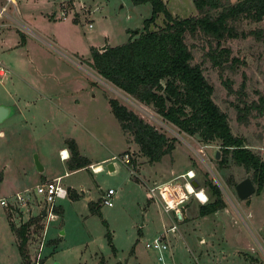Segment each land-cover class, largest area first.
Segmentation results:
<instances>
[{"label":"rangeland","instance_id":"1","mask_svg":"<svg viewBox=\"0 0 264 264\" xmlns=\"http://www.w3.org/2000/svg\"><path fill=\"white\" fill-rule=\"evenodd\" d=\"M163 1L172 15L198 14L191 0ZM15 5L20 19L22 16L28 21L18 22L27 32L24 34L28 45L13 49L20 58L16 64L4 55L11 50H0L2 70L6 67V75L0 78V103L11 105L17 114L14 120L18 121H13L12 126V116L0 121V197L34 186L38 174L34 154L46 177L69 171L67 159L62 160L58 151L65 145L66 137H73L79 153L101 166L92 171L88 165L62 176L63 187L83 189V196L71 199L66 191V196L55 198L53 208L59 210L53 209L55 217L44 221L39 255L32 233L40 229L30 226L26 264H264V191L253 192L244 199H239L234 191L235 182L250 177V170L231 159L218 165V140L204 142L195 133L179 130L150 103L114 86L89 63L91 45L100 48L121 43L129 33L136 35L142 30V19L150 13L149 2L15 0L6 3L4 12L14 13ZM210 13H216V9H210ZM228 23L244 35L219 39V46L229 48V55L220 66L211 64L205 54L216 44L210 35L185 32L184 41L191 52L190 61L200 65L211 83L212 98L226 113L231 132L242 136L248 147L260 153L264 150V110H252L245 121H239L235 104L249 103L258 94L264 95V16L255 21L239 15ZM162 24L159 13L150 27ZM14 28L16 25L0 14V39L18 38ZM232 56L237 60L232 61ZM224 78L229 88L222 83ZM7 92L16 99H20V93L36 99L38 110L24 105L30 126L20 127L19 123L25 121L18 116L19 108L7 101ZM107 97H115L172 138L173 149L156 162L147 161L130 131L119 127ZM20 102L23 103L21 99ZM123 152L128 154L130 163L121 160ZM108 163L114 165L112 170ZM188 168L194 171L207 200L199 202L190 194L179 205L178 218L171 211H164L159 201L149 196L146 186ZM208 178L220 188L224 206L200 215L198 205L211 199L205 183ZM107 187L114 189L112 205L100 201L99 213L90 212L85 196L96 201ZM25 199L26 204L13 210L0 204V264H22L6 213L9 211V217L17 224L39 208V197L32 192ZM171 224H175L174 229H169ZM106 230L114 250L107 243ZM157 235L164 244L159 251L145 245Z\"/></svg>","mask_w":264,"mask_h":264},{"label":"trees","instance_id":"2","mask_svg":"<svg viewBox=\"0 0 264 264\" xmlns=\"http://www.w3.org/2000/svg\"><path fill=\"white\" fill-rule=\"evenodd\" d=\"M149 2L150 13L142 19V30L136 35L129 33L126 40L104 48L89 47L91 67L104 79L139 101L150 103L155 111L166 121L188 134H197L204 142L218 140V165H224L231 159L245 170H250V179L255 184L254 192L264 191V158L262 151L255 152L244 143L242 136L231 132L226 113L212 98V85L205 78L197 62H191V52L184 41L185 32H201L215 40V46L205 52L211 64L220 66L227 59L229 48L219 46L224 36L244 35L228 23V20L244 15L252 20L264 16V0H191L197 15L178 17L172 15L163 0H132L134 3ZM216 9V13H210ZM163 16V24L157 28L150 25L157 15ZM261 35L258 30H252ZM22 42V34L19 32ZM264 41V36H262ZM232 61L237 58L232 56ZM222 83L229 88L227 79ZM242 83V82H241ZM110 110L122 130L130 131L132 140L147 161H158L163 154L174 147L173 139L154 125L144 120L133 110L127 108L115 97H107ZM236 119L245 121L247 114L264 110V95L258 94L256 100L241 105L235 104ZM68 150L67 167L77 169L86 166L90 160L79 153L73 137L64 138ZM233 181L232 183H234ZM211 199L198 205V213L204 215L224 206L221 190L210 178L206 179ZM68 197L81 196L74 188L67 186ZM88 210L99 213V198L87 201ZM8 207H6L7 209ZM59 210L57 207L53 208ZM19 214V213H18ZM7 222L13 232L15 244L22 264L28 262L26 243L30 226L40 229L41 215L31 214L19 219L17 224L6 213ZM104 225L106 222L102 219ZM36 232V230L34 231ZM111 249L109 231L105 233Z\"/></svg>","mask_w":264,"mask_h":264},{"label":"built area","instance_id":"3","mask_svg":"<svg viewBox=\"0 0 264 264\" xmlns=\"http://www.w3.org/2000/svg\"><path fill=\"white\" fill-rule=\"evenodd\" d=\"M12 1V0H6ZM66 1V0H64ZM4 11V5L0 7V14ZM64 13H61L62 16ZM91 23H88L90 26ZM2 73V64H0V74ZM60 158L66 157L63 155L62 149L59 150ZM114 157V155H112ZM262 157L264 158V150L262 152ZM120 158L123 162L127 164L130 163L129 156L126 152H123L120 155ZM92 171H97L101 168L97 166L89 165ZM194 177V171L191 168H188L177 175L169 177L167 179L157 181L151 185L146 186V190L150 197L156 198L162 209L164 211H171L175 214L176 211H179V205L183 203V201L191 194L196 200L199 202H205L207 200V194L201 186L193 187L190 183V179ZM39 197V208L35 209L34 213L27 214L24 218L26 219L28 215L31 214H40L41 215V223L42 226L39 231L33 232L32 236L36 239L35 243L37 246L35 247L36 255H39V250L42 247L43 239H44V221H48L55 217V213L53 210L54 200L57 197H64L66 195V189L60 184V176H55L50 179L35 183L34 186L30 188H24L22 191H15L12 194L0 197V204L8 207L9 210L15 209L17 205L19 206L26 204L25 196L27 197L29 193ZM114 193V189L111 187H107L105 192L101 195L100 201L101 203L106 204L107 206L112 205V194ZM31 205H27L28 209ZM41 210H44L43 214H41ZM19 211V210H18ZM180 212V211H179ZM21 219V220H24ZM175 224H171L169 229H174ZM161 238L159 235L152 238L151 241L146 242V246L157 248L159 251L160 246L164 247V244L161 243ZM37 264V262H35Z\"/></svg>","mask_w":264,"mask_h":264},{"label":"crops","instance_id":"4","mask_svg":"<svg viewBox=\"0 0 264 264\" xmlns=\"http://www.w3.org/2000/svg\"><path fill=\"white\" fill-rule=\"evenodd\" d=\"M8 2H10V3H15V0H12V1H6V0H0V7L2 6V5H4V7L6 6V3H8ZM14 13H16V14H14L12 11L11 12H4L3 11V13H1V15L3 14L4 15V17L6 18V19H9V21L10 22H13L15 25H16V29L14 28V30H15V32L17 33L18 31L19 32H21V34H22V37H23V39H22V42H20V40H19V33H18V38H16V36H15V38L16 39H13L12 41H9L8 39H6V40H4L3 38L2 39H0V50L2 51V50H5L6 51V49H8V51L9 50H11V52H8V55H6V54H4L10 61L12 60V61H15V64H16V60L17 61H19L20 60V58H19V56L18 55H16V51H14L13 49L14 48H16L17 46H22V45H24V46H26V45H28V39L26 38V36H25V34L24 33H27L26 31H24L23 30V28L21 27L22 25H19L18 24V22L19 23H22V20L21 19H25V18H23L22 16H21V19H20V16L18 15V14H20V11L17 9V7H16V5H15V8H14ZM25 21H27L26 19H25ZM28 22V21H27ZM4 23H6V22H4ZM31 35V34H30ZM42 38V37H41ZM55 40V39H54ZM104 45H106V44H104ZM102 46V45H101ZM3 53V52H2ZM11 53V54H10ZM11 55V56H10ZM15 55V56H14ZM9 66H11L12 68H16V67H14V66H12L11 64L9 65ZM10 69V70H12L13 72H14V69ZM8 69V68H7ZM6 75V67L4 66V68H3V70H2V73L0 74V78L2 77V76H5ZM34 87V86H33ZM41 88H40V86H39V90H40ZM7 96H8V98L9 99H7V101L9 102V103H14L15 105H16V107L17 108H19V115L18 116H20L21 118H22V120H24L25 122H20L19 124H20V127H28V125L30 126V124L28 123V121H27V119H28V117H27V115H26V110L24 109V105H29V110L31 109V110H38V103H36V99H32V97L31 98H28L27 96H25V95H23L22 93H20V99L23 101V103H21L20 102V99H16V98H14L11 94H10V92H7ZM22 97V98H21ZM32 99V100H31ZM40 100H41V97H39V101L38 102H40ZM57 100H59L58 98H57ZM9 103H7V104H9ZM23 104V106L21 105V104ZM1 104H3V103H1ZM35 104H37V105H35ZM4 105H6V104H4ZM6 106H9L8 107V113H7V115L2 119V120H4V119H6L7 117H10V116H12V117H10V121H12V123H11V126H12V124L15 122V123H18V121H17V118H16V120H14L15 119V115H17L16 114V112L15 111H12V107H11V105H6ZM22 115V116H21ZM29 117L31 118V117H33V113H30L29 114ZM1 120V121H2ZM8 120V121H9ZM14 121V122H13ZM14 123V124H15ZM17 125V124H16ZM31 134H32V132H31ZM75 140V139H74ZM76 142V141H75ZM76 144H77V142H76ZM60 149H62L63 151H65L66 152V157H64V158H62V160H64V159H66L67 158V156H68V150H67V148L65 147V145L64 146H61L59 149H58V151L60 150ZM65 155V154H64ZM89 159V158H88ZM90 160V159H89ZM153 162H156V161H153ZM90 164H92V166H97V167H100V163H92V161L90 160V163L88 164V165H90ZM112 164V163H111ZM42 165V164H41ZM88 165H86V166H83V167H87L88 168ZM112 167H111V170L114 168V165H111ZM81 168V167H80ZM44 169V167H43V165H42V168L40 169V170H37V169H35V170H37V172H38V174H37V180L35 181V183H37L38 181H41L42 179V177H43V180L42 181H44V180H47V179H50V178H52V177H55V176H60V180H61V178H62V176L63 175H65V174H68L69 173V171H70V169H69V171H64L62 174H58V173H56V174H54V175H49V176H45V175H43L40 171L41 170H43ZM71 170H75V169H71ZM176 175V174H175ZM70 187H72V185H69ZM65 188V187H64ZM72 188H74L78 193L79 192H81L80 194H81V196H83V189H79V190H77L75 187H72ZM66 189V188H65ZM66 196V195H65ZM101 197V196H100ZM100 197H98L99 198V203H100ZM60 198V197H59ZM85 199H87V200H89V196L87 195V196H85ZM31 213H34V212H31ZM14 236V235H13Z\"/></svg>","mask_w":264,"mask_h":264},{"label":"water","instance_id":"5","mask_svg":"<svg viewBox=\"0 0 264 264\" xmlns=\"http://www.w3.org/2000/svg\"><path fill=\"white\" fill-rule=\"evenodd\" d=\"M100 48L103 49L104 45L100 46ZM8 107L9 106H6L0 103V121L7 115ZM215 157H218L217 150L215 152ZM33 162H34L35 169L40 170L42 168V165L38 161L36 154L33 155ZM111 165H112L111 163H108L107 166L109 169H111L112 167ZM190 183L193 187H197L199 185V182L197 181L195 177H192L190 179ZM254 190H255V186L249 176H245L241 178L240 180L236 181L234 184V191L239 199L246 198L247 196L252 194ZM43 212L44 210H41V214H43ZM175 214L177 215L178 218H181V214L179 211H176Z\"/></svg>","mask_w":264,"mask_h":264},{"label":"bare ground","instance_id":"6","mask_svg":"<svg viewBox=\"0 0 264 264\" xmlns=\"http://www.w3.org/2000/svg\"><path fill=\"white\" fill-rule=\"evenodd\" d=\"M62 152H63V155H64V154L66 155V152H65V151L62 150ZM65 155H64V156H65Z\"/></svg>","mask_w":264,"mask_h":264}]
</instances>
